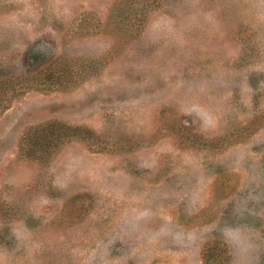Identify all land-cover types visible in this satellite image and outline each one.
<instances>
[{"label": "rangeland", "instance_id": "obj_1", "mask_svg": "<svg viewBox=\"0 0 264 264\" xmlns=\"http://www.w3.org/2000/svg\"><path fill=\"white\" fill-rule=\"evenodd\" d=\"M0 264H264V0H0Z\"/></svg>", "mask_w": 264, "mask_h": 264}, {"label": "trees", "instance_id": "obj_2", "mask_svg": "<svg viewBox=\"0 0 264 264\" xmlns=\"http://www.w3.org/2000/svg\"><path fill=\"white\" fill-rule=\"evenodd\" d=\"M46 140V138H45ZM46 149V141H42V139H39L37 136H35V138L33 139L32 144L29 147V153L32 154H36V152H45Z\"/></svg>", "mask_w": 264, "mask_h": 264}]
</instances>
